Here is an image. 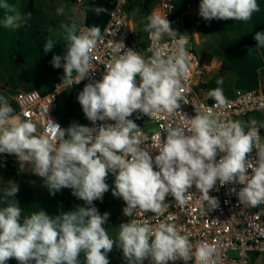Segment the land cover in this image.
I'll use <instances>...</instances> for the list:
<instances>
[{"label":"clouds","instance_id":"obj_1","mask_svg":"<svg viewBox=\"0 0 264 264\" xmlns=\"http://www.w3.org/2000/svg\"><path fill=\"white\" fill-rule=\"evenodd\" d=\"M0 10V24L5 29H20L28 23L10 0H0ZM259 10L257 0H200L199 4V16L205 21L247 22ZM57 13L63 14V9ZM144 21L150 38L158 40L166 34L174 39L175 50L172 54L156 50L146 59L122 41L116 43L102 79L86 84L77 97L92 127L72 123L64 128L50 120L49 133L36 135L35 123L13 115L7 98L0 96V153L14 154L21 170L25 164L31 165L32 173L43 179L51 196L69 188L83 201L56 214L41 209L24 215L15 199L19 187L9 181L0 207V264L13 258L19 264H81V253L84 264H110L108 254L114 246L122 250L126 264H143L148 258L151 264L176 260L187 264L193 256L196 264H211L214 248L199 243L193 252L188 236L172 222L175 217L171 213L154 225L129 219L119 225L117 239L110 238L104 227L110 214H100L93 203L102 201L109 190L105 182L109 173L115 177L112 195L123 199L127 217L137 209L141 214L160 215L169 195L184 204L193 185L214 209L218 201L209 191L218 182L241 185L238 192L233 191L243 205L264 203V147L255 120L221 123L207 113H196L187 129L169 125L163 138L157 137L154 149L158 154L154 157L141 147L142 130L129 117L136 112L147 116L173 113L181 107L178 99L189 72L190 55L187 39L182 35L175 39L178 33L166 17L153 13ZM61 27L66 51L54 55L51 63L63 68L67 84H78L90 74L101 30L96 26L81 28L74 22ZM254 39L257 48H264V31H257ZM55 43L47 39L44 52L53 51ZM217 83L222 84V79ZM208 95L218 106L225 103L222 88ZM254 149H258L255 164L250 162Z\"/></svg>","mask_w":264,"mask_h":264},{"label":"built area","instance_id":"obj_2","mask_svg":"<svg viewBox=\"0 0 264 264\" xmlns=\"http://www.w3.org/2000/svg\"><path fill=\"white\" fill-rule=\"evenodd\" d=\"M97 0H73L79 6L85 7ZM151 0H111L112 10L110 17L101 29V38L97 41L92 53L90 74L76 84H67L62 79L53 83L50 91L43 92L38 89L19 90L13 96L7 97L8 103L14 109L13 115H18L22 120L28 119L35 123L36 135H47L49 133V121L59 123L61 127L67 128L66 119L57 116L56 111L59 102L65 98L74 87H81L88 83L102 79L107 64L112 59V49L114 45L122 41L127 48H133L146 59L152 55L153 51L160 50L166 54H172L175 50L174 39L164 35L160 39L150 38L149 33L145 40L136 27V21H144L145 4ZM200 0H188L187 9L199 6ZM175 0H154L149 8V15L155 13L161 17H166L173 29L182 26L184 31L178 33L175 39L184 36L187 41V51L190 53L188 58L189 72L187 79L182 80L180 97L178 103L180 108L173 113L159 112L151 116L142 113H133L130 119L141 128L144 144L142 148L148 150L153 157L158 154L154 149L158 143L157 137L163 138L165 129L172 127H189V119L196 113L209 114L221 123L231 121H242L257 113L264 112V90L255 88L249 90H237L233 96L223 95L225 103L218 106L214 98L204 99L195 89V78L202 75V58L196 52L194 41L188 33L187 21L183 15L175 14ZM141 14L135 18L134 14ZM146 22V21H144ZM195 26H202V22L196 21ZM81 28H91L86 22L81 24ZM151 49L152 51H149ZM76 73H73L75 77ZM3 87L0 85V91ZM139 117V118H138ZM152 122L156 129H148V124ZM101 123H113L111 121H98ZM85 126L92 127L93 124L87 119ZM258 128L259 143L263 147V132ZM248 128H245L247 131ZM153 148V149H152ZM258 149H254L250 155V162L255 164ZM219 159V156L217 157ZM28 171L35 177L41 178L31 171V165L25 164L21 170L20 162L14 154L0 153V172L21 176ZM251 171V169H250ZM114 176V175H113ZM42 179V178H41ZM239 184L219 182L209 191V195L215 197L218 206L211 209L208 201L203 199L202 194L195 185L189 191L191 197L184 204L175 201L171 195L165 199V204L160 215L147 212L141 214L140 210H135L132 217L139 222L147 221L150 224H156L165 219L170 213L174 214L172 221L182 235H187L190 243L193 245L192 251L195 252V246L199 243H207L214 248L211 257V264H254L255 257H261L264 260V203L255 207L243 205L239 202L235 188L238 192ZM120 203L125 207L126 204L122 198L117 197ZM122 252V250H121ZM123 254V253H122ZM143 264H151L150 258L145 259ZM168 264H184L182 260L169 261ZM187 264H196L195 257L187 261Z\"/></svg>","mask_w":264,"mask_h":264},{"label":"crops","instance_id":"obj_3","mask_svg":"<svg viewBox=\"0 0 264 264\" xmlns=\"http://www.w3.org/2000/svg\"><path fill=\"white\" fill-rule=\"evenodd\" d=\"M188 0H175V14L183 15L187 21L188 33L191 35L196 52L202 58V75L195 78V89L204 99L208 93L219 87L223 95L233 96L237 90L262 88L264 90V48H257L254 35L264 31V0H257L260 10L253 13L247 21L217 20L205 21L199 16V6L187 9ZM18 7L28 23L20 29H5L0 24V96H13L18 91V84L24 88H34L33 82L41 85L43 92L51 90L50 80L52 58L64 55L66 51L65 32L62 24L86 22V12L73 0H33L28 10V0H10ZM57 9H63L58 14ZM3 11L0 10V20ZM202 22L197 27L193 23ZM182 33L184 28H173ZM53 39V51L45 53L43 46L47 39ZM223 81L218 84L217 81ZM46 81L47 83H43ZM49 82V83H48ZM26 89V90H27ZM40 90V89H38ZM82 90H80L81 92ZM70 120V119H69ZM255 120L264 136V112L253 114L246 123ZM70 123V122H69ZM262 145L264 147V137ZM30 174L25 171L21 176L0 172V207L4 206L3 193L9 181L15 182L19 192L15 199L20 203L24 215L44 209L49 214H56L53 205L55 196L43 192L34 185ZM83 253L80 261L84 263ZM6 264H19L14 258ZM254 264H264L261 257H255Z\"/></svg>","mask_w":264,"mask_h":264},{"label":"rangeland","instance_id":"obj_4","mask_svg":"<svg viewBox=\"0 0 264 264\" xmlns=\"http://www.w3.org/2000/svg\"><path fill=\"white\" fill-rule=\"evenodd\" d=\"M140 15L141 14L139 13H135L134 17L137 18ZM136 27L138 31L141 33L142 39L145 40L147 36V32L144 31V22L136 21ZM43 83L45 84L47 82L44 81ZM33 85L34 88L43 91L42 86L37 84V82H33ZM18 87H19L18 89L20 90L27 89L24 88L22 84H18ZM80 90H83V88L74 87L65 98H62L60 100L59 106L56 111L58 117L63 119H70V124L77 123L80 125H85L87 123V118L85 117L82 107L77 99ZM16 92L13 91L12 93L15 94ZM147 127L149 130L152 131L156 129L155 125L152 122H150ZM30 177L34 185H37V188H39L43 192L46 191L47 193H49L47 187H45L43 184V179L35 177L32 174H30ZM114 179L115 177L113 176V174L109 173L105 181L109 185V190L106 193H104L102 201L96 200L93 203L98 210H100V206H103L104 208L103 213L108 212L110 214L109 220L107 224L104 225V227L106 228L110 238L116 240L119 233V225L121 223L128 222V217L123 214V208H124L123 204L120 203L117 197H114L112 195V189L114 188ZM82 204L83 201H78L77 198L73 196L72 190L69 188H64L59 192H57L53 199V205L55 207L56 212L68 211L76 207L77 205H82ZM82 258L84 260V257ZM108 258L110 264H126V261L123 258V254L121 250L119 248H116L115 246L113 247V250L108 254Z\"/></svg>","mask_w":264,"mask_h":264},{"label":"trees","instance_id":"obj_5","mask_svg":"<svg viewBox=\"0 0 264 264\" xmlns=\"http://www.w3.org/2000/svg\"><path fill=\"white\" fill-rule=\"evenodd\" d=\"M154 0H151L147 4H145L144 7V15L145 17L149 14V8L152 5ZM33 5V0H28V10H31V6ZM96 8H102L104 11H101L97 13L94 9ZM112 10L111 6V0H97L94 2H91L85 7L86 12V23L90 26H96L99 27L100 30L105 26L107 23L110 13ZM63 77V68H54L52 65L51 73H50V80L52 83L58 82ZM70 120L66 119V124L69 123ZM100 214H103L104 208L103 206H100L99 210Z\"/></svg>","mask_w":264,"mask_h":264}]
</instances>
